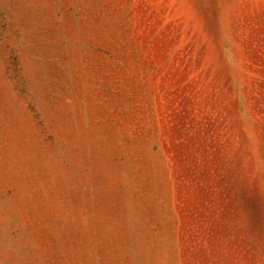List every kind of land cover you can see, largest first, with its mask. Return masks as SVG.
Wrapping results in <instances>:
<instances>
[{"label":"rangeland","instance_id":"rangeland-1","mask_svg":"<svg viewBox=\"0 0 264 264\" xmlns=\"http://www.w3.org/2000/svg\"><path fill=\"white\" fill-rule=\"evenodd\" d=\"M0 264H264V0H0Z\"/></svg>","mask_w":264,"mask_h":264}]
</instances>
